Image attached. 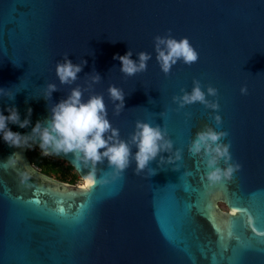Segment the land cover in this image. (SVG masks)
<instances>
[{
	"label": "water",
	"instance_id": "obj_1",
	"mask_svg": "<svg viewBox=\"0 0 264 264\" xmlns=\"http://www.w3.org/2000/svg\"><path fill=\"white\" fill-rule=\"evenodd\" d=\"M169 30L190 40L199 61H181L165 75L154 39ZM129 50L134 60L140 52L152 56L146 72L120 71L114 57ZM65 54L73 63L87 61L71 86L56 76ZM96 73L101 82L83 99L103 95L121 139L130 138L137 121L159 126L183 159L160 166L158 157L139 175L133 161L116 177L107 161L49 156L82 181L94 171L95 182L83 187L40 173L27 146L11 147L0 137V264H264V0H0V111L7 116L15 107L23 121L32 110L30 126L9 124L13 132L30 134ZM194 80L205 92L218 89L208 99L219 102V112L173 103L181 89L191 92ZM49 83L59 91L46 101ZM112 85L126 95L119 115ZM207 126L228 133L222 143L231 144L232 163L242 165L216 185L202 179L209 169L188 152ZM29 145L40 151L35 137Z\"/></svg>",
	"mask_w": 264,
	"mask_h": 264
},
{
	"label": "clouds",
	"instance_id": "obj_2",
	"mask_svg": "<svg viewBox=\"0 0 264 264\" xmlns=\"http://www.w3.org/2000/svg\"><path fill=\"white\" fill-rule=\"evenodd\" d=\"M154 44L156 61L165 75H169L173 67L181 61L187 66L199 61V53L190 40L186 37L180 40L173 38L171 30L166 36H156ZM132 57L133 52L130 50L123 56L114 57L122 65L120 71L127 77L146 72L148 62L152 59L147 52L138 53L135 60ZM86 64V60L82 63H73L65 54L63 61L56 65V76L60 84L64 86L75 84ZM101 79V76L96 73L91 76V84L87 89L79 86L72 88L65 99H61L59 103L51 107L49 117L44 121H38L28 135L13 132L8 126L13 124L21 129L28 128L31 124V109L28 110L29 118L23 121H21L19 110L15 107L7 108L9 113L7 116L0 111V137L11 147L18 148L23 144L28 149L33 148L29 145V141L35 137V146L38 145L42 157L74 154L76 158L92 164L107 161L116 177L122 176L133 161L136 165V175L149 170L150 163L158 157L160 166L181 161L183 150L175 149L167 131L159 126L153 127L149 123L137 121L135 132L130 138L128 140L120 138L119 129L113 128L108 119L103 95L93 94L86 102L83 99L84 92L88 91L92 85L99 84ZM193 85L191 92L181 89L183 94L174 96L173 103L177 104L179 109L199 103L213 112H219V102L208 99V97H217L218 89L208 86L205 92L199 80H194ZM57 91H59L57 85L49 83L44 99L46 101L52 99V94ZM108 93L115 104V112L119 115L125 109L126 95L114 85L108 88ZM241 94H248L247 87L241 88ZM4 95L5 90L0 89V96ZM7 95L11 96V93ZM12 99L14 100L15 97ZM214 120L217 126L223 123L220 115H215ZM227 136V132H218L215 128L207 126L203 131L196 133L195 139L188 146L189 154L199 157L209 169L202 179H206L210 185L231 180L234 174L242 168L239 163H232L231 144L222 143ZM133 148L137 150L135 153H133ZM163 153L169 154L167 159L162 155ZM222 161L223 167L220 166ZM150 173H152L151 177L157 174L155 170H151ZM83 179L85 186L93 184L95 182L94 171Z\"/></svg>",
	"mask_w": 264,
	"mask_h": 264
},
{
	"label": "trees",
	"instance_id": "obj_3",
	"mask_svg": "<svg viewBox=\"0 0 264 264\" xmlns=\"http://www.w3.org/2000/svg\"><path fill=\"white\" fill-rule=\"evenodd\" d=\"M28 159L34 167L40 169L41 173L54 177L63 183L76 184L78 175L69 165L62 167L58 161L49 157H42L40 151L36 149L28 151Z\"/></svg>",
	"mask_w": 264,
	"mask_h": 264
},
{
	"label": "rangeland",
	"instance_id": "obj_4",
	"mask_svg": "<svg viewBox=\"0 0 264 264\" xmlns=\"http://www.w3.org/2000/svg\"><path fill=\"white\" fill-rule=\"evenodd\" d=\"M31 150H34V149H29L28 151H31ZM36 150H38V149H36ZM39 151V150H38ZM55 160V159H54ZM56 161H58L59 163H60V165L62 166V167H66L68 164L66 163V162H63V161H60V160H56ZM36 169H38V168H36ZM53 179H55L54 177H52ZM57 180V179H56ZM58 181V180H57ZM60 182V181H59ZM63 183V182H62ZM81 184H82V180L80 179V177L78 176L77 177V179H76V184L75 185H80L81 186ZM219 207H221L223 210H225V207L223 206V205H219Z\"/></svg>",
	"mask_w": 264,
	"mask_h": 264
},
{
	"label": "flooded vegetation",
	"instance_id": "obj_5",
	"mask_svg": "<svg viewBox=\"0 0 264 264\" xmlns=\"http://www.w3.org/2000/svg\"><path fill=\"white\" fill-rule=\"evenodd\" d=\"M26 154H27V157H28V150H27V152H26ZM28 161H29V159H28ZM29 163H30V161H29ZM30 165H32L31 163H30ZM33 166V165H32ZM34 167V166H33ZM35 169H36V167H34ZM40 173H41V171H40V169H37ZM43 174V173H42ZM45 175V174H44ZM47 176V175H46ZM48 177H50V176H48ZM50 178H52V177H50ZM53 179V178H52ZM54 180H56V179H54ZM220 205V204H219ZM222 205V204H221ZM224 206V205H223ZM225 207V206H224ZM221 208V207H220ZM222 209V208H221ZM223 210V209H222ZM225 210H226V208H225Z\"/></svg>",
	"mask_w": 264,
	"mask_h": 264
},
{
	"label": "bare ground",
	"instance_id": "obj_6",
	"mask_svg": "<svg viewBox=\"0 0 264 264\" xmlns=\"http://www.w3.org/2000/svg\"><path fill=\"white\" fill-rule=\"evenodd\" d=\"M83 187H85V184H84V181H82V184H81Z\"/></svg>",
	"mask_w": 264,
	"mask_h": 264
},
{
	"label": "snow or ice",
	"instance_id": "obj_7",
	"mask_svg": "<svg viewBox=\"0 0 264 264\" xmlns=\"http://www.w3.org/2000/svg\"><path fill=\"white\" fill-rule=\"evenodd\" d=\"M34 202H36V201H34ZM60 211L62 212V211H63V209H61Z\"/></svg>",
	"mask_w": 264,
	"mask_h": 264
}]
</instances>
